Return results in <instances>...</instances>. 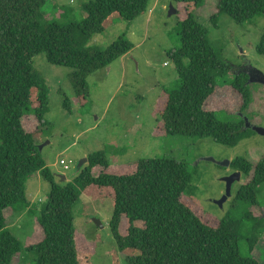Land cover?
I'll return each instance as SVG.
<instances>
[{"label": "trees", "instance_id": "trees-1", "mask_svg": "<svg viewBox=\"0 0 264 264\" xmlns=\"http://www.w3.org/2000/svg\"><path fill=\"white\" fill-rule=\"evenodd\" d=\"M48 1L0 0V264H12L23 248L36 252L33 264H91L94 244L77 233L72 214L82 193L109 198L113 205L110 227L116 246L110 250L109 264H119L118 252L126 253L128 264H264L263 207L257 201L264 159L237 157L230 162L248 179L236 194L237 201L253 208L245 213L253 224L245 235L240 220L208 214L186 195L191 174L185 162L173 158H141L115 166L103 151H95L71 181H54L38 148L50 125L45 119L49 88L32 59L44 53L49 63L71 68L72 92L84 100L87 76L133 47L123 36L104 49L88 45L89 39L114 15L126 21L139 17L149 0H89L82 3L85 18L66 25L47 21ZM172 2L176 13L183 10L177 22L180 45L168 54L178 85L167 89L162 108L156 110L153 135L211 137L233 146L252 130L244 128L243 119L219 120L217 109L207 106L217 88L229 86L243 112L250 102L247 69L224 63L214 50L195 14L204 0ZM221 14L238 23L264 17V0H218L211 16L214 26ZM255 50L264 55V32ZM228 69L234 75L223 80ZM63 105L69 110L67 97ZM27 117L35 121L33 129L24 125ZM95 167L101 169L96 173ZM35 172L50 189L36 219L41 236L23 245L8 229L6 211L32 210L25 183ZM243 238L245 254L238 249Z\"/></svg>", "mask_w": 264, "mask_h": 264}, {"label": "rangeland", "instance_id": "rangeland-1", "mask_svg": "<svg viewBox=\"0 0 264 264\" xmlns=\"http://www.w3.org/2000/svg\"><path fill=\"white\" fill-rule=\"evenodd\" d=\"M87 1L50 0L45 7L47 21L60 25L70 21L80 22L86 16L82 3ZM217 2L204 0L195 14L207 28L208 38L222 61L247 69L250 102L239 113L237 95L229 86H224L217 88L209 98L207 108L217 109L216 116L221 121L243 119L244 125L248 123L245 128L253 131L254 126L264 127V83L257 80L261 74L264 75V55L255 50L264 32V17L260 15L238 23L221 14L217 26H214L211 16L216 11ZM171 3L173 5L172 0H149L146 11L132 21L114 15L106 22L102 32L89 39L88 45L104 49L123 36L133 47L87 76L88 93L84 100L72 92L68 79L71 68L49 63L44 53L32 59L35 69L44 76L49 88V109L45 119L50 125L40 143L43 145L41 153L57 184L71 181L77 175V162L95 151H103L109 163L115 166L150 157L183 161L191 174L186 195L208 214L240 220L245 235L253 226L245 213L253 208L247 202L237 201L236 194L248 179L240 175V179L234 180L230 195L219 206L216 201L226 190L224 178L238 171L231 165L222 166L218 162H231L237 157L251 161L264 159V137L249 131L235 145L228 146L211 137L153 135L159 119L156 110L162 108L167 89L178 85V75L168 54L180 45L177 22L183 10L169 15ZM233 75L234 71L228 69L223 80H230ZM65 97L69 99V110L63 105ZM24 125L33 129L35 121L27 117ZM208 157H213L215 161L207 160ZM84 165L86 161L82 167ZM96 168L93 171L97 173ZM49 189V183L38 172L33 173L25 183L26 197L32 210L6 211L7 227L23 245L35 243L41 236L36 219L41 200L47 196ZM257 201L258 206L263 207L260 208L263 215L264 182L260 185ZM112 213L111 200L94 194L88 196L82 193L72 209L77 233L94 244L91 264L110 263V250L116 246L110 227ZM95 218L102 226L94 222ZM238 249L246 253L244 238L238 242ZM36 256V252L23 248L12 264H33ZM117 257L119 264H128L125 252H118Z\"/></svg>", "mask_w": 264, "mask_h": 264}, {"label": "water", "instance_id": "water-1", "mask_svg": "<svg viewBox=\"0 0 264 264\" xmlns=\"http://www.w3.org/2000/svg\"><path fill=\"white\" fill-rule=\"evenodd\" d=\"M175 12H176V10H175L174 6H173L172 3H171L170 6H169L168 14L171 15V14H173V13H175ZM257 80L260 81V82H262V83H264V75L261 74V75L258 77ZM245 122H246V121H245ZM247 124H248V123H247ZM247 124H245V125L247 126ZM245 125H244V128H245ZM252 129H253L255 132L261 134V135L264 137V127H262V126H254ZM42 147H43L42 144H39V145H38L39 150H41ZM206 159H207V160H211V161H215V159H214L213 157H208V158H206ZM85 161L87 162V158H86V157H85V158H81V160H79V161L77 162V166H76V167H77V171H76V173L79 172V170H80L81 167H82V164H83ZM218 163H219L220 165H222V166H228V165H230V161H229V160L219 161ZM240 175H241V173L238 171V172L233 173V174H230L229 176H227V177L224 178L225 183H226V190H225V194L222 196V198L216 201V203H217L219 206H222L223 202H224V201L227 199V197L230 195V187H231V184H232V182H233L234 180H236V179H240ZM64 178H65V176H63V179H64ZM262 216L264 217V214H263ZM94 222H95L98 226H102L101 223H100V221H99L98 219L95 218V219H94Z\"/></svg>", "mask_w": 264, "mask_h": 264}, {"label": "built area", "instance_id": "built-area-1", "mask_svg": "<svg viewBox=\"0 0 264 264\" xmlns=\"http://www.w3.org/2000/svg\"><path fill=\"white\" fill-rule=\"evenodd\" d=\"M64 167H65V168H68V166H67V165H64Z\"/></svg>", "mask_w": 264, "mask_h": 264}, {"label": "crops", "instance_id": "crops-1", "mask_svg": "<svg viewBox=\"0 0 264 264\" xmlns=\"http://www.w3.org/2000/svg\"><path fill=\"white\" fill-rule=\"evenodd\" d=\"M149 10H151V9H149Z\"/></svg>", "mask_w": 264, "mask_h": 264}]
</instances>
